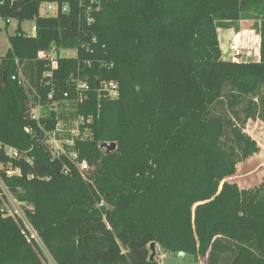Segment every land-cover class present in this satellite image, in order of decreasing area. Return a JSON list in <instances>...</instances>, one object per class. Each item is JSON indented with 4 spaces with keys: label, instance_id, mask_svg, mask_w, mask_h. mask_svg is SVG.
Returning <instances> with one entry per match:
<instances>
[{
    "label": "trees",
    "instance_id": "trees-1",
    "mask_svg": "<svg viewBox=\"0 0 264 264\" xmlns=\"http://www.w3.org/2000/svg\"><path fill=\"white\" fill-rule=\"evenodd\" d=\"M0 1L5 20H35L38 29L35 38L21 30L11 36L0 59V142L22 154L13 162L21 176L2 178L31 207L26 218L55 264H159L157 255L150 260L151 244L191 264H264V182L240 189L229 181L260 152L245 128L264 123V0H108L86 31L77 0ZM49 4L70 12L42 16ZM257 18L259 60H224L218 30ZM94 37L93 52L84 51ZM53 45L79 49L77 59L60 61L62 91L79 68L93 89L96 75L120 88L98 115L95 92L69 111L95 116L91 139L76 147L90 166L83 174L68 158L53 159L42 142L41 127L54 128L57 114L30 117L34 92L43 101L47 95L38 55ZM84 61L93 67H80ZM109 143L114 152L102 148ZM3 200L0 192V264H45ZM104 219L105 234L80 238Z\"/></svg>",
    "mask_w": 264,
    "mask_h": 264
},
{
    "label": "built area",
    "instance_id": "built-area-1",
    "mask_svg": "<svg viewBox=\"0 0 264 264\" xmlns=\"http://www.w3.org/2000/svg\"><path fill=\"white\" fill-rule=\"evenodd\" d=\"M78 1V19L81 27L86 30H90L95 21L96 15L100 13L103 3L108 0H77ZM1 3V1H0ZM70 7L68 5L49 4L46 5L41 15L47 18L57 16L58 14H68ZM37 25L32 28L31 34H26L28 38H35L37 35ZM91 43L96 44L97 38H92V41L83 42L81 47L84 51L93 52L91 49ZM255 45H258L257 42ZM243 47L242 49L233 47L232 50V62H244L243 61ZM79 56V49H61L53 45L47 51L39 53V60H42L46 64V71L42 74L40 79V87L47 90V95L43 97L38 93L34 92L36 100L33 102L30 117L34 121H40L41 119L49 118L51 113L57 114V122L55 127L48 130L44 127V138L43 144L47 147L50 155L53 159H60L62 157L68 158L75 167L83 174L89 170V163L86 159H82L76 149L78 143H84L89 141L92 137L90 126L93 124L94 115L84 116L80 115L76 118L70 117L72 107L83 105L88 102L90 93L95 92L97 95V115L99 114L101 102L103 100H115L120 96V88L117 82L108 80L106 78L95 76L97 87L92 88L90 84V77L84 75L79 68L76 73H72L68 78L67 84L69 89L62 91L58 86L59 80L56 78V73L60 69V61L64 59H77ZM224 59V58H223ZM226 60V59H224ZM227 61V60H226ZM80 67L92 68L93 61H84L79 63ZM100 68H106L110 70L112 65L104 62H97ZM13 80H18L20 84H25L24 80L20 77H13ZM68 111V112H65ZM63 113L65 119L58 117L59 114ZM22 154L14 147L5 145L0 142V192L7 188L3 182V175L11 178L15 176H21V170L14 168L13 162L20 161ZM1 159H5L3 162ZM27 163L31 164L32 160L27 159ZM8 191V190H7ZM16 204L17 200L13 201ZM4 211V209H2ZM7 216H11L16 220H20L23 223L24 229L23 234L28 239L34 241L39 247H42V242L39 239L36 231L30 226L26 215L23 217L17 210L10 213L4 211ZM29 240V241H30ZM167 255L162 254L160 260L166 259Z\"/></svg>",
    "mask_w": 264,
    "mask_h": 264
},
{
    "label": "rangeland",
    "instance_id": "rangeland-1",
    "mask_svg": "<svg viewBox=\"0 0 264 264\" xmlns=\"http://www.w3.org/2000/svg\"><path fill=\"white\" fill-rule=\"evenodd\" d=\"M14 1V0H12ZM44 8V7H43ZM259 19H252L249 22H238L234 24L232 27H226V28H220L218 30L219 36L221 40H223V37H226V44H228L229 40L231 39H236L238 42L239 40L241 41L242 39L244 40L245 34H242L243 31H251L255 30V35L259 37ZM36 25L35 20H26L22 23H19L15 19H8L5 20L1 15H0V59L4 58L7 53L9 52L10 49V43H9V38L11 36H14L19 30H21L23 33L26 34H31L32 28ZM20 28V29H19ZM242 32V33H241ZM236 33V34H235ZM259 39V38H257ZM234 41V40H232ZM231 41V42H232ZM248 48L243 49V53H247L250 51L251 55H243V61L244 62H250V61H255L259 60V47L258 45H254L253 41H250L248 43ZM242 49V48H240ZM227 53L224 54V56H228ZM225 57V58H226ZM245 132L252 138L254 139L259 147L262 153H260L259 156L255 157L253 160L245 161L242 165L239 166V172L238 175H242V177L249 176L248 173L250 174L251 170L254 171L255 167H253L257 162L258 159L264 158V123L260 120H253L250 121L246 128ZM263 148H262V147ZM259 154V153H258ZM241 164V163H240ZM239 165V164H238ZM262 176H264V169L260 170L258 173H256L252 178L251 181L248 183H244L243 185L245 186H253L259 182V180L262 179ZM241 182V180H239ZM260 185V184H259ZM1 195L4 196V205L3 209L4 211L10 213L14 210H17L23 217L25 210L30 209L31 207L29 205H24L22 203L16 204L13 201L16 200L6 189L1 193ZM18 202V201H17ZM109 224L108 222L104 219L99 223H93L90 227L86 229V231H83L81 234V239H87L89 236L88 235H95L94 240L97 238L96 235H102L105 234V232L109 229ZM93 231V232H92ZM91 232V233H90ZM90 233V234H89ZM41 250V256L42 259L44 260L45 264H55L54 261L51 259L49 256L48 252L45 250V248L42 246L40 247ZM162 254H166L167 258L160 260L159 264H191L192 263V258L189 256H181L178 254H173V253H165L162 251L160 247L156 248V255L160 258ZM200 264H207V261L205 259H202L200 261Z\"/></svg>",
    "mask_w": 264,
    "mask_h": 264
},
{
    "label": "crops",
    "instance_id": "crops-1",
    "mask_svg": "<svg viewBox=\"0 0 264 264\" xmlns=\"http://www.w3.org/2000/svg\"><path fill=\"white\" fill-rule=\"evenodd\" d=\"M251 20H242L240 21L241 23L242 22H249ZM242 33V32H241ZM236 34V33H235ZM242 34H245V38L244 40L242 39L241 41L239 40L238 42L236 41V39H231L229 40L228 44H226V37L224 36L223 37V40H221L220 36H219V32H218V36H219V43H220V48H221V51H222V55H223V58L226 59L227 61H233L232 60V50H233V47H236V48H244L246 50V48H248V43L250 41H253V44L255 45L257 42H259V37H257V35H255V30H251L249 32L247 31H243ZM234 40V41H232ZM232 41V42H231ZM227 53L228 56H224V54ZM226 54V55H227ZM259 54V53H258ZM244 55H251L250 54V51H248L247 53L245 52ZM226 57V58H225ZM255 61H258V60H255ZM249 62V61H248ZM262 147V146H261ZM263 148V147H262ZM260 153H262V151L260 150L259 154H255L253 157L249 158L247 161L249 160H253L255 157L259 156ZM244 163V162H243ZM243 163L239 164L237 166V173L234 177L230 178L229 181L235 183L238 185V187L240 189H250V188H254L256 186H258L259 184H261L262 182H264V176H262V179L259 180V182H257V184L253 185V186H245L243 185L245 182L248 183L251 181V178L256 174L258 173L260 170H263L264 169V158H260L258 159V162L253 166L255 167L254 171L251 170L250 174L248 173L249 176H246V177H242V175H238V172H239V166L242 165ZM241 180V182L239 181Z\"/></svg>",
    "mask_w": 264,
    "mask_h": 264
},
{
    "label": "water",
    "instance_id": "water-1",
    "mask_svg": "<svg viewBox=\"0 0 264 264\" xmlns=\"http://www.w3.org/2000/svg\"><path fill=\"white\" fill-rule=\"evenodd\" d=\"M102 148L106 149L107 152H114L117 149V145L115 143H109V144H105ZM151 249V256H150V260L153 261L156 258V246L155 244H151L150 246Z\"/></svg>",
    "mask_w": 264,
    "mask_h": 264
}]
</instances>
